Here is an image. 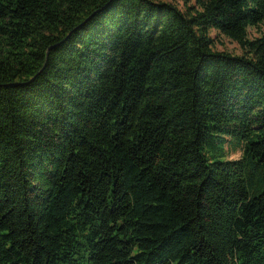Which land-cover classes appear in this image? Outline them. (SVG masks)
<instances>
[{
    "label": "trees",
    "instance_id": "1",
    "mask_svg": "<svg viewBox=\"0 0 264 264\" xmlns=\"http://www.w3.org/2000/svg\"><path fill=\"white\" fill-rule=\"evenodd\" d=\"M194 3L0 0V264H264V0Z\"/></svg>",
    "mask_w": 264,
    "mask_h": 264
},
{
    "label": "rangeland",
    "instance_id": "2",
    "mask_svg": "<svg viewBox=\"0 0 264 264\" xmlns=\"http://www.w3.org/2000/svg\"><path fill=\"white\" fill-rule=\"evenodd\" d=\"M161 1H168V2L174 3L182 11H184L187 6L196 7L194 0H189L187 3H184L183 0H161ZM262 34H264V22L261 23L257 28H252V27L248 28V35L250 38H254ZM209 35L212 39V49L213 50H217V51L224 50V51H228L233 54L242 53V49L239 47V45L233 40H231L230 38L223 35L221 32L215 29H210ZM238 157H239V154L236 153V154L231 155L229 159H236Z\"/></svg>",
    "mask_w": 264,
    "mask_h": 264
}]
</instances>
